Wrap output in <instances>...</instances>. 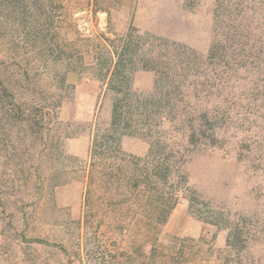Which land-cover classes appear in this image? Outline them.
<instances>
[{"label":"rangeland","instance_id":"obj_1","mask_svg":"<svg viewBox=\"0 0 264 264\" xmlns=\"http://www.w3.org/2000/svg\"><path fill=\"white\" fill-rule=\"evenodd\" d=\"M114 258L264 264V0H0V264Z\"/></svg>","mask_w":264,"mask_h":264},{"label":"trees","instance_id":"obj_2","mask_svg":"<svg viewBox=\"0 0 264 264\" xmlns=\"http://www.w3.org/2000/svg\"><path fill=\"white\" fill-rule=\"evenodd\" d=\"M108 71V69H107ZM127 73L128 71L125 69H119V66H117L113 73H112V76L110 78V81L111 83L114 82V80L116 81V83H119V85H123L124 87H127V84L129 85V82L127 81ZM126 92L129 93V89L126 88ZM126 96V95H125ZM127 96H129L127 94ZM134 96H130V102H128L127 104H132V103H136L137 104V101L136 100H133ZM135 98H138L137 96H135ZM160 102V101H159ZM136 109V113L132 112V116L135 119V121L133 122L134 126L136 128H141V122H143L144 120L148 121L150 120L151 116L153 114H157V109L158 107L155 106H151L150 107H145L144 109H142V111H139V107H135ZM128 113L126 111H122L120 114H119V117H121L123 119V117H126ZM113 118H116L115 116V112H113ZM128 118L126 117V120ZM180 125L183 126V123H181ZM114 131H116V129L118 128V124H112L110 126ZM126 129L128 127H125ZM188 129V128H187ZM188 132V131H186ZM98 141L97 139L95 138L94 140V143H93V146H92V152H91V164H90V171H89V175H88V178H87V189H86V194H85V207H86V215H87V219L85 221V227L86 229H94V227L92 226L93 225V222H92V219L90 218V213L92 212V207L94 206L93 204V190H94V187L96 186L95 184V173H96V163L94 161L96 155H99V153L97 152V149H98ZM112 144V145H111ZM101 146V145H100ZM105 148L108 150V151H112V153H115L117 152V145L116 143L114 142H111L110 144H107L105 146ZM150 153V151H149ZM151 163H146L144 165V167L146 168V173L144 172L143 175H139V177L136 176L135 174V170H131L130 169L128 170L129 174H130V177L127 178V179H124L122 181H116V184L118 186H124V187H129L130 185L134 186V187H143L145 188L146 187V184H150V183H153L155 182L156 180H158V182H163V183H167L169 177H170V173H169V168L170 166L165 163L164 161H159V163L157 164L158 166L156 165H152ZM113 168V166H109V170ZM114 182V181H113ZM130 184V185H129ZM124 189V188H123ZM175 207V202L174 203H171L169 202L168 205L164 204V206L162 205L160 210H159V216H161L160 218V223H158V225H163L168 217L170 216V213H171V210ZM150 227V225H149ZM86 248L88 250V245L86 243ZM88 264H128L126 261H120V260H117V258H114V259H111L109 261H104V262H101V263H97V261H88Z\"/></svg>","mask_w":264,"mask_h":264}]
</instances>
